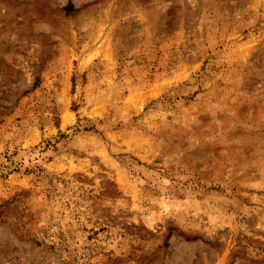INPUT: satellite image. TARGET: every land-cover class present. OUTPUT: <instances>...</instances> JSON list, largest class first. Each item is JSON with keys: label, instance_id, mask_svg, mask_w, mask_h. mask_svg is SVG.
Masks as SVG:
<instances>
[{"label": "rangeland", "instance_id": "rangeland-1", "mask_svg": "<svg viewBox=\"0 0 264 264\" xmlns=\"http://www.w3.org/2000/svg\"><path fill=\"white\" fill-rule=\"evenodd\" d=\"M0 264H264V0H0Z\"/></svg>", "mask_w": 264, "mask_h": 264}, {"label": "trees", "instance_id": "trees-1", "mask_svg": "<svg viewBox=\"0 0 264 264\" xmlns=\"http://www.w3.org/2000/svg\"><path fill=\"white\" fill-rule=\"evenodd\" d=\"M65 8H66L67 13H71L72 11L75 10L74 5L72 3H68Z\"/></svg>", "mask_w": 264, "mask_h": 264}]
</instances>
